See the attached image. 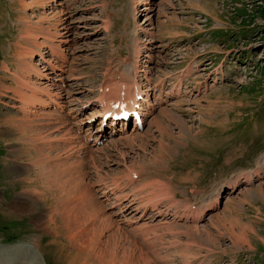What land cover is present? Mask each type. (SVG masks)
Masks as SVG:
<instances>
[{
    "label": "rangeland",
    "instance_id": "rangeland-1",
    "mask_svg": "<svg viewBox=\"0 0 264 264\" xmlns=\"http://www.w3.org/2000/svg\"><path fill=\"white\" fill-rule=\"evenodd\" d=\"M60 25L63 65L42 37ZM30 49L64 110L13 92ZM110 75L152 79L154 111L91 148L76 127ZM72 221L135 264H264V0H0V262L70 264Z\"/></svg>",
    "mask_w": 264,
    "mask_h": 264
},
{
    "label": "bare ground",
    "instance_id": "bare-ground-1",
    "mask_svg": "<svg viewBox=\"0 0 264 264\" xmlns=\"http://www.w3.org/2000/svg\"><path fill=\"white\" fill-rule=\"evenodd\" d=\"M60 26H61V28L59 29V31H57V28H56L55 31H54V33H46L42 37L46 41L45 43H43V46H46V44H48V43L50 44L49 45V49H50L49 51H50L51 56L53 57L52 59L54 61L57 60V59H60L61 62H62L61 65H63L68 60H67V57L64 54H62L61 52L64 51L63 50V44H68L69 37L66 36L67 32H64V30L67 31L68 28L67 27H63L62 25H60ZM55 33H57V34H55ZM27 38H28V40L32 41V43L34 44V46H36L38 44L37 43L38 42L37 35L33 37L32 35L27 34ZM54 38H55V40H56L57 43L54 42V40H53ZM47 41H49V42L47 43ZM27 51H29V52H27ZM26 52L29 53V54L26 55ZM26 52L24 51V54L26 55L25 59L21 58V61H26L27 58H29V56L31 55V59H30L31 63L29 65L28 70H23L22 68H19L20 69V73L18 75V79L17 80L20 81V83H19L21 85V86H19L20 91L18 92L17 89L13 90V92H17L18 93L17 95L19 97V100L20 99L22 100V102H23V108L24 109H27V111L29 109V112L32 110L31 109L32 107H35L37 105H39L41 108H47L49 106V103H50L47 98H49V100L53 101V99L55 97V98H58V100H59L56 103V105H58L61 109H64V107H65V106H63L64 96L63 97H60V96H62V93H60L61 91H54L51 88L50 89L43 88V87L41 88V86L39 85V83H37V80L39 81L41 79L42 80H50L51 81V79L54 78V77L51 78V76H55L56 75L57 68L54 67L53 62L50 61L51 59L50 60H47L46 56L43 53H40L41 60L42 61H45V63L47 65H44V70L41 71L39 69V71H38L34 67L35 65H34V62H33L35 51H33L32 49H30V50H26ZM57 62H59V61H57ZM63 68H64V66L62 67V70L64 71ZM6 70H7V68H6ZM7 71H10V70H7ZM34 73L36 74L37 80H34L33 81L34 78H32L33 77L32 74H34ZM111 76L113 77V75H110V77L108 78V80L101 87V95L99 96V99L100 100L97 101L99 103V105L102 104L100 106L101 110L99 109L98 111H96V113H94V115H91L92 117L89 118L88 121L90 119H92V118L102 117L103 116V114H102L103 109L110 107V105L112 103H114V104L122 103V102L125 101V99H131V100H133L134 101V106L136 104H138V105H141L143 107H146L147 108V110H146L147 112L145 110L143 112V115H144V118H145L146 115L149 113V111L152 109V107H149V106H151V103H148L149 101L146 100V99H143V97H144V95H147V97L149 98L150 91L157 89V88L155 89V87L152 88V79H150L149 77H147V81H146L147 82V85L145 87H143L145 84L142 85L141 81L138 80L139 75H136V78L137 79L136 78L135 79L133 78L134 80H130L128 78L127 79H125V78L114 79ZM61 85H64L65 86V82L64 81L61 82ZM148 87H151V89L149 90V92H145V90ZM20 92H22V93H20ZM51 97H53V99ZM59 107H57V108H59ZM32 113H36V111H34ZM116 132L119 133V130H117ZM121 134H123V133H121ZM59 136H60V134H59ZM70 167H72V166H70ZM76 189H78V188H76ZM64 214H65V216L67 218V223L68 222H71V220L69 218L70 217L69 212L65 208H64ZM73 218L75 219V217H73ZM72 224L73 225L69 229V232H67L68 235H66L67 236L66 238L69 241H71L75 245V247H76V249H75L76 250V253L69 255V258L71 259L70 264H80V260L81 259L79 260V258H81V257L78 255L79 251H81L80 249L84 250L83 253H85V258L83 257L84 258V263L83 264H135L134 263L135 259L134 260H130V259L136 257V255H135L136 252L134 253V251L132 252V250H129L128 251L126 249V250H124L123 253H121V251H119L118 247L116 245H114L115 242L116 243H119V242H117V239H115L113 243H109V245L106 248L100 249V248L97 247V245H99V244L94 243V241L91 238H88V237H90V234L88 233L89 230L87 232V230H83L82 228H79L78 224H75V221H72ZM82 224H83V222H82ZM81 226H83V225H81ZM87 228H84V229H87ZM89 228H90V226H89ZM196 228H198V227H196ZM197 230L195 229V231H197ZM99 232L100 231H98V234H99ZM96 234H97V232H96ZM96 234H95V236H96ZM207 236L209 237V231H207ZM97 237H99V236H97ZM101 248H103V247L101 246ZM139 256L140 257L137 256V259H140V260L146 259V261L145 260L143 261L144 264H151V261L144 254H141ZM25 260L26 261H17L15 264H31V261L27 260V258H25ZM0 263H2V262H0ZM136 264H138V263H136Z\"/></svg>",
    "mask_w": 264,
    "mask_h": 264
}]
</instances>
